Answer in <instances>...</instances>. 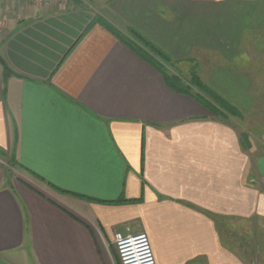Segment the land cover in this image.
Returning a JSON list of instances; mask_svg holds the SVG:
<instances>
[{
    "label": "crops",
    "instance_id": "0c3cea01",
    "mask_svg": "<svg viewBox=\"0 0 264 264\" xmlns=\"http://www.w3.org/2000/svg\"><path fill=\"white\" fill-rule=\"evenodd\" d=\"M110 28L183 71L216 58L209 91L241 113L255 103L235 61L245 32L264 33V0H0V264H117L125 227L156 264H253L223 236L264 226V147Z\"/></svg>",
    "mask_w": 264,
    "mask_h": 264
},
{
    "label": "rangeland",
    "instance_id": "374dc122",
    "mask_svg": "<svg viewBox=\"0 0 264 264\" xmlns=\"http://www.w3.org/2000/svg\"><path fill=\"white\" fill-rule=\"evenodd\" d=\"M244 35L240 54L237 57L235 64L241 68L242 72L248 75L252 82L255 103L248 113H241L234 108L231 111L224 108L217 101L213 102L212 98L206 95L208 94L207 91L197 87L192 81L191 71L194 70L195 73L200 76L198 77L200 78L202 85L206 86L201 78L205 75L206 68L216 63V58L202 56L200 60L198 59L197 61L200 64L201 61L205 62L204 65H202L203 68H201L200 64V67H197L193 62L189 70L183 71L182 69H178L171 60L165 62L142 48L141 52L151 56L160 68L164 70V73L180 76L184 82L190 85L191 93L193 95L214 104L218 111L223 114V117H218L229 122V124L233 126L241 136L242 143H245L249 149L251 146L254 150H259L261 146L264 147V33L245 32ZM123 37L137 45L136 40L133 41V38L127 32H123ZM3 161L7 162L6 160ZM225 226L226 233L223 238L227 243H230L233 248L237 249L236 251L244 253V256L248 257L247 260L249 262L251 261L253 264H264V226L253 224H248L246 226L237 224L230 225V223H225ZM138 233L143 232L138 231L134 233L130 228L125 227L122 231L115 232L114 238L116 234L136 235ZM112 246L116 255L117 264H121L114 245V239L112 241ZM258 246L261 248L259 251L257 250ZM260 252L261 254H259Z\"/></svg>",
    "mask_w": 264,
    "mask_h": 264
},
{
    "label": "trees",
    "instance_id": "16d2710c",
    "mask_svg": "<svg viewBox=\"0 0 264 264\" xmlns=\"http://www.w3.org/2000/svg\"><path fill=\"white\" fill-rule=\"evenodd\" d=\"M110 31L117 36L121 42L129 47L133 52H135L139 57H141L143 60H145L148 64L156 68L160 74L162 75L164 83L167 85V87L174 91L175 93L182 94L185 96H189L192 99H194L196 102H198L201 106H203L205 109L209 111L212 115L215 117H223V114L218 111V109L214 106V104L209 103L206 100L200 99L198 96H195L191 93V88L190 85H188L186 82L182 80L180 76H175V75H168L167 73H164V70L160 68V66L156 63V61L149 56L148 54L141 52V48L145 49L148 53L157 56L158 58L164 60L165 62L170 61V59L161 51L159 50L156 46H154L152 43H150L148 40H146L142 35H140L137 31L134 29H127V33L133 38V41L136 40L137 45L133 43L132 41L127 40L126 38L123 37V35L119 32H117L115 29H111ZM140 46V49H139ZM191 77L192 81L195 83V85L199 88H201L204 91H207L208 94L207 96L211 97L213 102L217 101L220 105H222L224 108H227L228 110H233L231 106H229L227 103L223 102L220 99H217L210 91L209 89L202 85L200 78L198 75L195 73L194 70L191 71Z\"/></svg>",
    "mask_w": 264,
    "mask_h": 264
},
{
    "label": "built area",
    "instance_id": "2783aa9c",
    "mask_svg": "<svg viewBox=\"0 0 264 264\" xmlns=\"http://www.w3.org/2000/svg\"><path fill=\"white\" fill-rule=\"evenodd\" d=\"M20 1V0H12ZM38 7H49L53 2L60 0H23ZM0 167L4 170L9 169L7 162L0 160ZM114 245L121 264H156L151 246L144 233L136 235L116 234Z\"/></svg>",
    "mask_w": 264,
    "mask_h": 264
}]
</instances>
